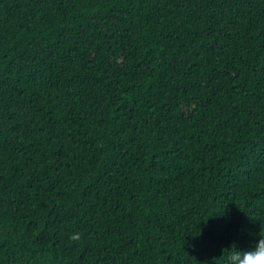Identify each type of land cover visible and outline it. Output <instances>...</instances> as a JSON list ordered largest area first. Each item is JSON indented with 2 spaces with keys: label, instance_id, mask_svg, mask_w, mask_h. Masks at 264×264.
<instances>
[{
  "label": "trees",
  "instance_id": "1",
  "mask_svg": "<svg viewBox=\"0 0 264 264\" xmlns=\"http://www.w3.org/2000/svg\"><path fill=\"white\" fill-rule=\"evenodd\" d=\"M260 239L264 0H0V264Z\"/></svg>",
  "mask_w": 264,
  "mask_h": 264
},
{
  "label": "clouds",
  "instance_id": "2",
  "mask_svg": "<svg viewBox=\"0 0 264 264\" xmlns=\"http://www.w3.org/2000/svg\"><path fill=\"white\" fill-rule=\"evenodd\" d=\"M71 240H79V233H73ZM227 264H264V239H260L257 245L246 251H234L227 258Z\"/></svg>",
  "mask_w": 264,
  "mask_h": 264
}]
</instances>
